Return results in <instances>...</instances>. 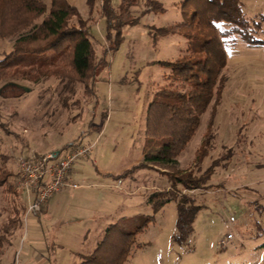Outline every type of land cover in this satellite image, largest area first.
I'll use <instances>...</instances> for the list:
<instances>
[{
	"label": "rangeland",
	"instance_id": "obj_1",
	"mask_svg": "<svg viewBox=\"0 0 264 264\" xmlns=\"http://www.w3.org/2000/svg\"><path fill=\"white\" fill-rule=\"evenodd\" d=\"M67 1L85 20L94 62H101L87 78V87L68 88L67 80L53 76L12 84L0 80V177L8 173L0 184V264L31 261L25 251L29 235L21 239L28 196L16 186L18 156L92 142L91 154L78 158L70 169L78 188L64 187L53 195L58 205L49 213L64 221L59 245H50L53 264H79L87 256L80 253L93 250L92 242L103 236L104 227L133 216L139 225L149 220L123 264H264V42L253 46L235 39L224 47L226 60L219 73L224 86L218 91L215 84L177 163L144 165L147 105L156 93L180 94L189 88L162 62L180 58L195 43L181 32L160 35L157 29L185 18L193 2L158 0L164 10L148 11L146 0L133 1L129 10L136 21L116 35L107 26L101 0L91 5ZM43 2L49 7L51 0ZM110 2L116 9L120 0ZM240 2L251 21L261 22L257 37L264 40V0ZM19 37H0V58ZM207 130L212 137L198 161ZM211 164L216 166L204 187L185 191L178 185L200 205L193 232L179 244L174 241L175 201L154 212L147 197L168 189L170 176L190 171L197 177ZM9 217L17 219L12 239L1 228ZM227 233L232 240L220 244Z\"/></svg>",
	"mask_w": 264,
	"mask_h": 264
},
{
	"label": "trees",
	"instance_id": "obj_2",
	"mask_svg": "<svg viewBox=\"0 0 264 264\" xmlns=\"http://www.w3.org/2000/svg\"><path fill=\"white\" fill-rule=\"evenodd\" d=\"M93 1L86 0L89 5ZM133 1L137 0H120L114 9L110 0H101L107 26L115 29L116 35L122 26L136 21L129 10ZM185 1L193 2V11L170 26L159 27L157 31L160 35L181 32L194 39L195 43L189 44L183 56L162 62L170 68L171 74L188 83L189 88L180 94L156 93L147 105L144 165L145 162L154 165L177 163V156L195 133L200 115L209 105L215 89L219 91L224 86V77L219 75L226 60L224 47L234 43L235 39L253 46L264 42L257 37L261 22H253L246 16L240 0ZM145 3L148 11L164 10L158 0H146ZM41 17V21L35 24ZM85 25L77 8L67 0H51L49 7L43 0H0V37L20 36L11 50L0 58V80L6 83L20 79L38 82L53 76L67 80L65 85L68 88L76 84L87 87V78L101 61L94 62V49ZM205 135L197 150L198 161L206 155L203 147L212 137L208 130ZM71 145L73 143L68 147ZM215 166L211 164L197 177L190 171H184L181 176H170L168 189L147 197L154 212L167 202L175 201L174 241L179 244H185L190 237L200 209L194 198L183 190L204 187ZM3 174L0 184L8 175L5 171ZM178 185L183 190H178ZM13 217L4 227L5 235L16 223L17 219ZM139 224L137 216L123 217L109 224L94 250L79 264H123L135 236L144 228Z\"/></svg>",
	"mask_w": 264,
	"mask_h": 264
},
{
	"label": "built area",
	"instance_id": "obj_3",
	"mask_svg": "<svg viewBox=\"0 0 264 264\" xmlns=\"http://www.w3.org/2000/svg\"><path fill=\"white\" fill-rule=\"evenodd\" d=\"M94 142L73 144L64 151L19 155L17 158L18 176L16 186L25 191L28 202L24 211V220L31 214L41 210L47 200L64 187L77 188L78 183L70 178V169L81 156L90 155ZM232 234L227 233L220 244L232 240Z\"/></svg>",
	"mask_w": 264,
	"mask_h": 264
},
{
	"label": "crops",
	"instance_id": "obj_4",
	"mask_svg": "<svg viewBox=\"0 0 264 264\" xmlns=\"http://www.w3.org/2000/svg\"><path fill=\"white\" fill-rule=\"evenodd\" d=\"M52 152H55V151H52ZM42 153H46V152H42ZM75 176L76 175L74 174V172H71L70 178L71 179L75 178ZM71 189H75V188H71ZM59 192L60 191L56 192L53 195H56ZM53 195L47 200V202L43 205L41 210L38 211L36 214L29 215L25 220L23 217L25 230L23 232L21 239L24 242L26 240V237H28L29 235V244L27 247H25V251H26V254H29L28 257H29V260H31L29 263L28 260L24 259L23 264H28V263L29 264H53L55 262V256H53L52 253L50 252V245L51 243L54 246L59 245L58 232L60 230L61 231L63 230L64 221L62 218H53V215L49 213L51 206H53L54 204L58 205V200L56 198H55L56 201H53L54 200ZM10 221H11V217L7 218L6 222L2 224L1 228L3 231L2 235L12 239V237L15 236V233L13 234L14 231L12 230V228L10 229L9 231L10 233L8 235L4 234V227L7 225V223L9 224ZM20 221H21V218H20ZM99 239L96 241V238H94L92 245H91L93 250L96 247L97 243L100 241ZM22 249H23V246H22ZM91 252L88 251V253H85V254L80 253L79 256L83 257L85 255L90 254ZM55 253H56V250H55ZM2 259L3 258L1 257L0 261H2Z\"/></svg>",
	"mask_w": 264,
	"mask_h": 264
},
{
	"label": "water",
	"instance_id": "obj_5",
	"mask_svg": "<svg viewBox=\"0 0 264 264\" xmlns=\"http://www.w3.org/2000/svg\"><path fill=\"white\" fill-rule=\"evenodd\" d=\"M55 154L57 153V151L54 152Z\"/></svg>",
	"mask_w": 264,
	"mask_h": 264
}]
</instances>
